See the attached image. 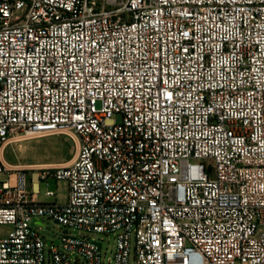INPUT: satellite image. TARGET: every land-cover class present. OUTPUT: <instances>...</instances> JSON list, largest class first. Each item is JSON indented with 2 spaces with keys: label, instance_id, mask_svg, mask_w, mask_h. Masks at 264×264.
<instances>
[{
  "label": "built area",
  "instance_id": "2783aa9c",
  "mask_svg": "<svg viewBox=\"0 0 264 264\" xmlns=\"http://www.w3.org/2000/svg\"><path fill=\"white\" fill-rule=\"evenodd\" d=\"M61 130L69 165L4 163ZM0 225V264H264V0H0Z\"/></svg>",
  "mask_w": 264,
  "mask_h": 264
},
{
  "label": "rangeland",
  "instance_id": "374dc122",
  "mask_svg": "<svg viewBox=\"0 0 264 264\" xmlns=\"http://www.w3.org/2000/svg\"><path fill=\"white\" fill-rule=\"evenodd\" d=\"M124 0H119L123 2ZM77 152V140L72 130H61L43 132L37 134H18L12 137L3 148V161L8 168L22 169L27 171L28 179L31 174L37 175L38 170L45 168L63 167L69 165L75 158ZM32 171V172H31ZM31 186V183H29ZM65 182L49 181V187L44 183L40 184L39 200L42 202H52L53 198L47 197V190L57 191L59 201H64L67 193ZM42 221L43 226H37V222ZM32 226L36 227L45 241H58L63 233L69 231L76 234L74 230H66L47 218L34 219ZM12 227L0 225V237L6 236ZM93 239L101 240L99 234H93ZM115 243L114 237L105 239L103 252L107 257L112 256Z\"/></svg>",
  "mask_w": 264,
  "mask_h": 264
},
{
  "label": "crops",
  "instance_id": "0c3cea01",
  "mask_svg": "<svg viewBox=\"0 0 264 264\" xmlns=\"http://www.w3.org/2000/svg\"><path fill=\"white\" fill-rule=\"evenodd\" d=\"M29 187H31V188H32V185H31V186L29 185ZM39 196H40V195H38V196H37V199H38V200H39ZM37 223H39V221H38Z\"/></svg>",
  "mask_w": 264,
  "mask_h": 264
}]
</instances>
